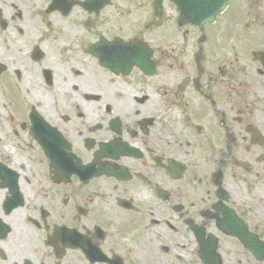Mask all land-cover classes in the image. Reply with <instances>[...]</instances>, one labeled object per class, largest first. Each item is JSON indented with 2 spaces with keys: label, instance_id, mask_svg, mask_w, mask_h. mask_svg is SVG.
<instances>
[{
  "label": "flooded vegetation",
  "instance_id": "obj_1",
  "mask_svg": "<svg viewBox=\"0 0 264 264\" xmlns=\"http://www.w3.org/2000/svg\"><path fill=\"white\" fill-rule=\"evenodd\" d=\"M0 0V264H264V0Z\"/></svg>",
  "mask_w": 264,
  "mask_h": 264
},
{
  "label": "water",
  "instance_id": "obj_2",
  "mask_svg": "<svg viewBox=\"0 0 264 264\" xmlns=\"http://www.w3.org/2000/svg\"><path fill=\"white\" fill-rule=\"evenodd\" d=\"M196 6L205 8L201 14L196 13V18L199 17L205 22H213L218 14H220L226 5V0H195Z\"/></svg>",
  "mask_w": 264,
  "mask_h": 264
}]
</instances>
